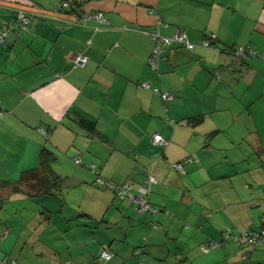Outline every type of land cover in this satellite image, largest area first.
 I'll list each match as a JSON object with an SVG mask.
<instances>
[{"label":"crops","instance_id":"crops-1","mask_svg":"<svg viewBox=\"0 0 264 264\" xmlns=\"http://www.w3.org/2000/svg\"><path fill=\"white\" fill-rule=\"evenodd\" d=\"M67 1L61 10L60 0H0V33L17 13L29 16L24 30L0 44V182L38 168L41 147L53 152L52 170L64 179L56 196L0 189V258L264 264V239L243 258L221 234L259 231L264 219V60L230 51L264 56V0ZM78 12H103L109 25L78 24ZM176 28L193 51L174 45L151 70L149 34L170 37ZM208 35L210 49L200 46ZM78 55L85 63L72 69ZM154 90L171 96L166 111ZM75 115L93 122L95 134ZM155 134L164 147L152 145ZM185 157L196 162L179 174L172 165ZM90 165L117 186L130 184L133 194L147 172L156 215L97 186ZM100 249L110 260L97 257Z\"/></svg>","mask_w":264,"mask_h":264},{"label":"built area","instance_id":"built-area-1","mask_svg":"<svg viewBox=\"0 0 264 264\" xmlns=\"http://www.w3.org/2000/svg\"><path fill=\"white\" fill-rule=\"evenodd\" d=\"M67 0H60V7H66ZM78 24H82L83 26L88 23H96L102 26L108 25V20L102 15L101 12H93V13H83L79 15H75L74 17ZM28 24V18L23 13H17L16 18L10 19L6 23V29L12 30V28H18L24 30L26 25ZM4 33L0 34V43L3 42ZM150 39L153 42V49L151 58L148 60V65L152 68H155V60H159L161 58L162 51L169 46L171 43H177L182 45L187 51L192 52L195 45L188 41L187 36L182 28H176L173 32V35L170 37L163 36L158 32L149 34ZM214 40L213 35H208L204 38V40L200 43V46L203 48H212L210 45V41ZM230 51L236 55L237 57H245L248 53H251L249 48H231ZM85 61L83 56H74L72 58V63L74 66L81 65ZM143 89L147 90L149 88L146 82L141 83ZM162 100H168L171 96L167 92H162L158 90H154ZM152 143L159 146H165L166 141L162 139L159 134H155L152 136ZM73 161L76 165L81 164V159L79 157L73 158ZM196 162L194 158H188L179 162L178 164H173L172 169L179 173L184 174V166L187 164H192ZM91 169H93V165H90ZM155 183V180L146 172L144 174L143 184L138 188L137 193L133 194L131 192V186L128 183H124L122 185H114L111 184V188L113 192L119 196L121 199H128L134 209L138 213H148L152 217H154L157 213V209L150 205L149 195L151 185ZM155 228V226H152ZM222 240H231L235 245L244 249L243 258L248 257V248L254 247L256 243L264 239V219L260 220V230L258 232H246V231H236L232 232L228 229L224 230L222 233ZM219 245H213V247H217ZM99 256L102 260L108 261L111 258V253L108 250L101 249Z\"/></svg>","mask_w":264,"mask_h":264},{"label":"trees","instance_id":"trees-1","mask_svg":"<svg viewBox=\"0 0 264 264\" xmlns=\"http://www.w3.org/2000/svg\"><path fill=\"white\" fill-rule=\"evenodd\" d=\"M67 5H68V1H67ZM66 5V7H63V9L61 7H59V9L61 10H64L66 9L68 6ZM80 12L78 13H75L74 15H79ZM102 15L107 19V17L103 14V12H101ZM26 17L28 18V23H29V16L26 15ZM13 18H16V15L15 16H12L10 19H13ZM77 19H75L76 21ZM108 20V19H107ZM77 23V22H76ZM28 25V24H27ZM26 25V27H27ZM87 24H85L84 26H86ZM108 25H109V22H108ZM108 25L106 26H102V25H99V24H96V23H90V26L91 28L93 29H99V28H102V27H108ZM25 27V28H26ZM14 32L16 35H18V31L19 29L18 28H12V30H5L2 31L1 33H4L5 35L8 33V32ZM0 33V34H1ZM4 35V37H5ZM207 37V36H206ZM204 40V39H203ZM3 41H4V38H3ZM189 41V40H188ZM213 42L214 40L210 41V45H212L213 47ZM0 44H3L0 43ZM178 46L179 48L181 49H184L186 50L182 45L180 44H177V43H171L169 46H167L161 53V58L159 60H155V68H152L150 65H148V60L151 58V54H152V51L147 59V65L148 67L153 70V71H156L157 70V64L158 62L163 58V55L164 53L168 52V51H171L172 50V47L173 46ZM153 49V48H152ZM231 49V48H230ZM250 52L251 53H248L245 57L247 56H254L260 60H264V56L253 51L251 48H249ZM244 58V57H243ZM85 63V61L81 64V65H76L74 66L73 63L71 62V68L72 69H76V68H79L81 66H83V64ZM142 87V86H141ZM147 90H150V87L147 89ZM152 91V90H151ZM159 91V90H158ZM160 92V91H159ZM160 101L163 103V108H164V111L167 110V107H166V104L165 102L167 100H162L160 98V96L155 93ZM171 99V98H170ZM3 114V110L1 108V104H0V117L2 116ZM194 122H196V120H193ZM74 123L77 124L78 126H80L81 128L85 129L86 131L90 132V133H94L95 134V126H94V123L93 122H90L88 120H85V119H82L81 117L75 115L74 117ZM36 131L45 139L47 140L49 138V134H48V131H46L45 129L43 128H36ZM163 139V138H162ZM166 141V140H165ZM151 143H152V140H151ZM152 145H155L152 143ZM155 146H158V147H164V146H159V145H155ZM190 157H185L177 162H175L174 164H178L179 162H182L183 160H186ZM54 154L52 151H50L47 147H41L40 151H39V154H38V168L36 169H31V170H28V171H24L22 173H20V175L18 176V178L13 181V182H9V181H1L0 182V189H5V188H8L9 192L10 193H18V192H23L25 193L28 197L30 198H34V197H37V196H42V195H51V196H56L55 195V192H58L63 184H64V179L63 178H60L59 176L55 175L53 170H52V163L54 162ZM72 160V163L76 166V167H80L81 164L78 166L74 163L73 159ZM94 166V165H93ZM89 170L94 174L95 176V180H94V183L103 188V189H106V190H109V191H112L113 192V189L111 188V183L110 181H107L105 179H103L99 174H98V169L94 166L93 169H91V167L89 166ZM143 184V182H142ZM115 185V184H114ZM130 185V184H129ZM139 188V187H138ZM23 189V190H22ZM138 190V189H137ZM137 192V191H136ZM0 195H4L2 193H0ZM119 197V196H117ZM120 198V197H119ZM126 199V198H125ZM6 199H1L0 200V203L2 204ZM151 205V204H150ZM133 206V205H132ZM152 206V205H151ZM154 207V206H153ZM134 208V207H133ZM155 208V207H154ZM157 209V208H156ZM246 232H258V231H246ZM3 234H5V231L3 232ZM241 248V247H240ZM250 249V248H249ZM101 250V249H100ZM100 250L97 254V257L100 258L99 256V253H100ZM242 251H244V249L242 248ZM243 255H244V252H243ZM101 259V258H100ZM110 260V259H109ZM104 261V260H103ZM0 264H16V261H14L13 259H9L7 258L6 256L5 257H1L0 258Z\"/></svg>","mask_w":264,"mask_h":264},{"label":"rangeland","instance_id":"rangeland-1","mask_svg":"<svg viewBox=\"0 0 264 264\" xmlns=\"http://www.w3.org/2000/svg\"><path fill=\"white\" fill-rule=\"evenodd\" d=\"M241 261H245V260L241 258Z\"/></svg>","mask_w":264,"mask_h":264}]
</instances>
